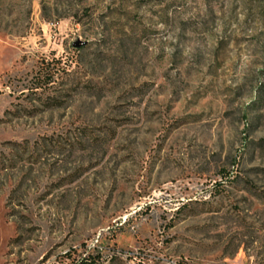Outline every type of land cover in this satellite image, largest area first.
<instances>
[{"label": "rangeland", "instance_id": "1", "mask_svg": "<svg viewBox=\"0 0 264 264\" xmlns=\"http://www.w3.org/2000/svg\"><path fill=\"white\" fill-rule=\"evenodd\" d=\"M0 264H264V0H0Z\"/></svg>", "mask_w": 264, "mask_h": 264}, {"label": "water", "instance_id": "2", "mask_svg": "<svg viewBox=\"0 0 264 264\" xmlns=\"http://www.w3.org/2000/svg\"><path fill=\"white\" fill-rule=\"evenodd\" d=\"M85 44H86V42H82V41L78 40V41L73 43V46L79 48V47L85 46Z\"/></svg>", "mask_w": 264, "mask_h": 264}]
</instances>
